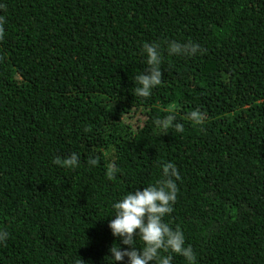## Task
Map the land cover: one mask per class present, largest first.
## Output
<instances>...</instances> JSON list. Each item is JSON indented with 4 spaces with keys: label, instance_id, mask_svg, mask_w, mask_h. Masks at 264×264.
<instances>
[{
    "label": "trees",
    "instance_id": "trees-1",
    "mask_svg": "<svg viewBox=\"0 0 264 264\" xmlns=\"http://www.w3.org/2000/svg\"><path fill=\"white\" fill-rule=\"evenodd\" d=\"M0 5V264H107L120 243L112 203L161 180L169 162L180 179L164 219L197 264H264V0ZM172 40L203 51L169 56ZM144 42L162 54L147 98L134 91ZM173 107L184 132L158 134L155 119ZM73 152L76 167L53 164Z\"/></svg>",
    "mask_w": 264,
    "mask_h": 264
},
{
    "label": "clouds",
    "instance_id": "clouds-1",
    "mask_svg": "<svg viewBox=\"0 0 264 264\" xmlns=\"http://www.w3.org/2000/svg\"><path fill=\"white\" fill-rule=\"evenodd\" d=\"M5 23L6 17L0 14V39L5 34ZM160 48L155 42H144L141 46L146 69L135 76L137 86L134 91L137 97H149L152 90L162 82ZM166 50L169 56L178 57H192L203 51L198 43L175 40L167 42ZM178 111L177 107L166 109V115L155 119L154 127L158 134H167L169 129L177 133L184 132V124L177 119ZM187 118L195 125H200L205 117L199 109H193L187 113ZM52 162L60 166L76 167L80 163V155L73 152L63 159L54 158ZM88 163L94 165L95 161L90 160ZM118 173L119 168L109 163L105 170L106 178L111 181ZM179 179L176 166L171 162L166 163L162 167L161 180L142 189L127 191L112 203L111 214L107 216L112 219L107 226L113 237L120 238V243H113L108 248L105 257L107 264H172L173 255L182 257L186 264H197L196 253L190 245H186L183 231L170 227L164 219L173 211L178 192L176 181ZM8 236L7 230L0 229V245L6 243ZM137 239L140 244H137Z\"/></svg>",
    "mask_w": 264,
    "mask_h": 264
}]
</instances>
